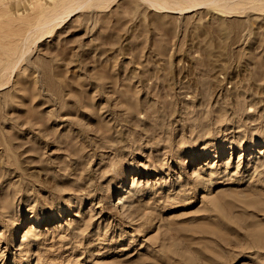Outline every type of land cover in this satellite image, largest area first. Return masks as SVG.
<instances>
[{
    "label": "rangeland",
    "instance_id": "rangeland-1",
    "mask_svg": "<svg viewBox=\"0 0 264 264\" xmlns=\"http://www.w3.org/2000/svg\"><path fill=\"white\" fill-rule=\"evenodd\" d=\"M84 1L0 0V200L13 198L0 201V264H264V240L214 226L235 240L209 245L190 229L207 224L205 203L220 192L239 205L225 201L218 214L240 224L248 209L264 228V200H242L264 193V0L190 11L176 0H93L38 38L43 20ZM59 83L75 86L69 111L37 104ZM80 95L86 116L75 108ZM43 106L60 113L51 128L76 146L26 127ZM188 241L211 256L195 260L179 245Z\"/></svg>",
    "mask_w": 264,
    "mask_h": 264
},
{
    "label": "bare ground",
    "instance_id": "bare-ground-1",
    "mask_svg": "<svg viewBox=\"0 0 264 264\" xmlns=\"http://www.w3.org/2000/svg\"><path fill=\"white\" fill-rule=\"evenodd\" d=\"M109 0H96V3H99V5L100 4H104V3H106V2H108ZM149 1H151V3L153 4V5H156V3H158L161 7H166V2H167V0H149ZM166 1V2H165ZM212 1H214V2H216L217 0H187V4L185 5V6H182L181 4V2H180V0H176V3H178L180 6H178L177 8H179V10H185V11H190V10H194V9H197V8H201V7H206L208 4H210V3H212ZM225 1H227V0H225ZM234 1H236V0H230V8H234V7H232L233 5H232V3L234 2ZM93 2V0L92 1H84V2H77V3H75V4H69L68 6H64L65 7V9H64V11H65V15L64 16H62V15H60L61 13H63L64 14V11H61V13L59 14V15H55V16H53V17H50V18H46L45 20H43V25H40L41 26V30H40V35L38 36V38L39 37H42L45 33H47V32H50V31H52L54 28H55V26L56 25H54L53 24V21H55V20H57L58 18H60L61 19V21H64V17L65 16H68V18L70 17L71 18V15H74L75 13H77V12H79L82 8H85V7H90V6H92L93 4H95V2L94 3H92ZM229 2V1H228ZM67 5V4H66ZM98 5V6H99ZM102 6V5H101ZM42 23H40V24H42ZM48 25V28L47 29H43V27L44 26H47ZM39 28V27H38ZM25 54V53H24ZM6 67H8V66H6ZM3 69V68H2ZM6 69V68H5ZM4 70V69H3ZM107 76L109 75V74H106ZM105 75V76H106ZM2 77H3V75H2ZM7 83V78L5 77V78H2L1 79V81H0V89L1 88H4L5 86V84ZM54 83H56V82H54ZM51 84V83H50ZM69 85V84H68ZM81 85V84H80ZM101 85V84H100ZM103 85V84H102ZM48 86V85H47ZM40 87V86H39ZM46 87V86H45ZM49 87V86H48ZM59 87V88H58ZM75 87V86H74ZM74 87L73 88H67V85L66 84H64V83H59V84H56V88H58V92L56 93V95L54 96V95H50L49 97H46V96H44L46 93H44V92H41L40 93V95H42L41 97H39V99H37V104L39 103H41L42 105H49V104H55V105H57L58 104V106L59 107H61L64 111H69L70 110V107L69 106H67L68 104V102H66L67 100H69L70 98L67 96L68 94H69V96L70 95H72V93H71V91L74 89ZM97 87V86H96ZM47 88V87H46ZM51 88V87H50ZM50 88L48 89V90H50ZM45 89V88H44ZM77 89V88H76ZM85 89V88H84ZM114 89V88H113ZM2 90V89H1ZM51 90H52V88H51ZM74 91V90H73ZM77 91V90H76ZM54 92V91H53ZM55 93V92H54ZM39 95V96H40ZM82 96H84V95H82ZM81 95L79 96V98H76L75 99V108H76V110L77 111H79L80 112V114H82L83 116H86V111H84V109H83V107L85 106V104L86 103H88V101H87V99H86V97L84 96V97H82ZM74 99V98H73ZM127 100H128V98H127ZM36 102V101H35ZM125 102V101H124ZM46 103H48V104H46ZM67 104V105H66ZM41 106V105H40ZM64 107L66 108V109H64ZM74 106H72V108H73ZM60 108V109H61ZM75 108H73V109H75ZM43 110H41L40 111V113H36V112H31V113H29V114H27L26 116H25V118L23 119L25 122H27V128L28 129H31V130H36V127L37 128H39L40 129V131L41 130H44L43 132H42V134H40L39 132V139H45L46 138V135H48V134H52V138H53V141H54V139H55V137H57L58 139H57V141L58 140H60V141H62V142H65V141H67V136H66V140L64 139V138H62V134H59L58 132L59 131H56V129H52L51 127V123H50V120L52 119V118H54V117H56V115H57V111H54V112H51V114L49 115L48 113L46 114V112L44 111V106H43V108H42ZM116 109V108H115ZM130 110H129V116H131V117H133V116H135L134 115V109L132 108V105H131V107L129 108ZM28 111V110H27ZM59 111H61V110H59ZM26 113V112H25ZM60 113H58V115H59ZM117 116V115H116ZM1 117V116H0ZM120 117V116H119ZM154 117V116H153ZM10 118V117H9ZM114 118H116V117H114ZM121 118V117H120ZM134 118V117H133ZM58 119V118H57ZM123 119H125V118H123ZM53 120V119H52ZM54 120H56L55 118H54ZM131 120V119H130ZM119 121V120H118ZM121 121V120H120ZM124 121V120H123ZM127 121V120H126ZM141 121H143V120H141ZM158 121V120H157ZM117 122V121H116ZM131 121H129V123H130ZM136 122H138V121H136ZM35 123H39V125H35ZM160 124H163V123H160ZM154 125H156V124H154ZM159 124H157L156 126H158ZM163 126V125H162ZM55 127V126H54ZM110 127V126H109ZM132 127V126H131ZM161 126H159L158 128H160ZM146 128V127H145ZM157 128V127H156ZM108 129V127H106V128H103V133H105V130H107ZM147 129V128H146ZM131 132V131H130ZM73 133V132H72ZM134 134V133H133ZM42 136H43V138H42ZM44 136H45V138H44ZM106 136H110V135H108V134H106ZM50 137V138H51ZM63 137H65V136H63ZM98 137V136H97ZM29 139V138H28ZM75 139V138H74ZM46 140V139H45ZM56 140V139H55ZM69 140V139H68ZM31 141V140H30ZM60 141H58L59 143H60ZM26 142V141H25ZM24 142V143H25ZM32 142H35V141H32ZM56 142V141H55ZM31 143V142H30ZM54 143V142H53ZM67 143V146H76L75 145V143H74V145L73 144H71L72 142H70V140L69 141H67L66 142ZM15 144V143H14ZM26 144H27V142H26ZM56 144V143H55ZM63 144V143H62ZM23 145V144H22ZM32 145V144H31ZM35 145H37L36 144V142H35ZM35 145H32V147H33V149L36 151V152H38L39 153V149H40V147H41V145L39 146V144H38V146H35ZM57 145V144H56ZM43 146V145H42ZM107 146V145H106ZM29 147V146H28ZM62 146H60L59 148H61ZM66 147V146H65ZM30 148V147H29ZM42 148V147H41ZM62 148H64V147H62ZM71 149V148H70ZM42 150V149H41ZM40 150V151H41ZM79 150V149H78ZM224 150V149H223ZM22 152V151H21ZM259 152H264V150H259ZM75 153V152H74ZM199 157V156H198ZM77 159H79V158H77ZM81 161V160H80ZM82 162V161H81ZM78 163V162H77ZM161 164V163H160ZM262 164V163H261ZM263 164H264V161H263ZM51 166V165H50ZM117 166V165H116ZM123 166V165H122ZM62 167H64L63 165H62ZM77 167H78V165H77ZM259 167V166H258ZM257 167V168H258ZM54 168V167H53ZM109 168V167H108ZM117 168V167H116ZM116 168H113L112 169V167H111V169L113 170V173L117 176V177H122L121 175H120V170H118V168L116 169ZM121 168V167H120ZM105 169V168H104ZM155 169V168H154ZM76 170H77V168H76ZM156 171H157V168L155 169ZM159 170V169H158ZM109 171H110V169H109ZM111 172V171H110ZM69 174H70V172H68ZM58 175V174H57ZM119 175V176H118ZM211 175H212V173H211ZM49 176H51V175H49ZM64 177V176H63ZM58 178V177H57ZM212 178V177H211ZM61 179H62V177H61ZM66 180H65V182L66 183H68V175H66V178H65ZM119 179V178H118ZM256 180V179H255ZM57 181L59 182L60 180L59 179H57ZM62 181V180H61ZM115 181V180H114ZM195 181L198 183V185H202V186H206V185H208V184H211V183H207V179L206 178H204V177H197V178H195ZM257 181V180H256ZM220 182V181H219ZM259 182V183H258ZM258 182H257V185H259L260 187H263L264 188V184H261V183H264V177H260V179H258ZM108 184V183H107ZM67 185H70V187L72 186L73 188H75V189H78V188H80L79 186L80 185H77V184H70V183H68ZM82 185V184H81ZM113 185H115L114 183H110L109 185H108V188H107V190H109ZM119 185V184H118ZM136 184H134V186H135ZM254 185H256V184H254ZM59 187V186H58ZM251 188H253L252 186H250ZM67 188V186H65V188H61V189H59V188H56V190L58 191V194L60 193V194H64L65 193V189ZM73 188H71V189H73ZM106 188V187H105ZM250 188V189H251ZM255 188V187H254ZM63 189H64V191H63ZM79 190V189H78ZM105 190V189H104ZM125 190V188L123 189V191ZM252 190H255V191H253V193H255V195H253V194H251V195H248V196H246V197H244L242 200L243 201H245V202H247V203H258L259 201H262V200H264V193L263 192H259L258 190H256V188L255 189H252ZM63 191V192H62ZM110 191V190H109ZM108 191V192H109ZM126 191H127V189H126ZM108 192L106 191L105 192V195L106 196H109V194H108ZM111 192V191H110ZM109 192V193H110ZM186 193H187V191H186ZM186 196V195H185ZM185 196H183V198H185ZM216 197V198H215ZM215 197H211V198H209V200H208V202L207 203H205V210H206V216L208 217V221H207V224L206 225H198V226H193V227H191L190 229H194L195 231H199L200 232V235H199V237L200 236H205V235H207L208 236V238H210L208 241H209V245H212L214 242H218V240H225V239H227V241H232V240H235V238H233V237H231L230 235H227V233H225V234H218V232L217 231H215L214 230V226H217V227H220V228H226V230H230V231H236L237 233H238V239L239 240H241V241H252V240H258L257 242H255V243H260V241H261V243H263V240H264V228L263 227H261V229L259 228V227H257V224H259V222H254L253 220H251L252 218L250 217V212L248 211V209H244V212L245 213H242V219H243V223H241V220L239 221H236V222H238V223H240V224H234V223H232L229 219V212L228 211H226L225 212V214L224 215H220V214H218L217 212H216V210H217V208L218 207H223L224 206V202L225 201H230L229 199H228V195H227V193H224V192H220V193H218V195L217 196H215ZM122 198H124V199H126V198H128V196H123V197H121L120 198V200L122 199ZM180 198V197H179ZM13 199V198H12ZM12 199H7L6 200V202H2V200H0L2 203H3V206H5V207H7V206H9V204H10V202L12 201ZM84 199V198H83ZM83 199H81V201L83 202ZM72 200V199H71ZM184 200V199H183ZM182 200V201H183ZM58 201V200H57ZM78 201H80V200H78ZM13 202V201H12ZM230 202H232L233 204H235V206L236 205H239V203L238 202H236L235 201V199H231V201ZM0 205H1V203H0ZM52 205V204H51ZM67 205H69V206H72V205H75V204H72V202L70 203V202H68L67 203ZM79 205V204H78ZM263 207H259V208H261V209H263L264 208V202L261 204ZM260 206V205H259ZM51 207V206H50ZM69 208V207H68ZM202 208V207H201ZM36 209V208H35ZM65 209H63L62 210V212L64 211ZM134 210V209H133ZM1 212H2V215H3V213H4V211H2V210H0ZM90 211V210H89ZM137 211V210H136ZM243 211V210H242ZM0 212V213H1ZM132 212V211H131ZM247 214V215H246ZM154 216V215H153ZM215 217V218H214ZM251 219H250V218ZM229 218V219H228ZM17 219V218H16ZM4 220H7V219H4ZM10 221V220H9ZM8 221V222H9ZM5 222V221H4ZM13 223V222H12ZM21 223V225L23 224V221L22 222H20ZM89 223V222H88ZM87 223V226H89V224ZM257 223V224H256ZM91 224V223H90ZM12 226V225H11ZM36 228L35 226H31L30 227V229H32V228ZM242 227H244V228H246L248 231H244L243 229H242ZM174 228V227H173ZM5 230H6V228H4ZM177 229H179L180 230V232L181 233H185V231H187V229L188 228H177ZM73 233V232H72ZM34 234V233H33ZM36 234V233H35ZM37 235V234H36ZM73 235H74V233H73ZM76 235H78V234H76ZM33 236V235H32ZM193 236H195L194 234H193ZM3 237H6V233H4L3 234ZM31 238H33V237H31ZM30 238V239H31ZM28 239V238H27ZM165 239V238H164ZM260 240V241H259ZM175 242V241H174ZM179 243V242H178ZM251 243H253V242H251ZM179 245H181V247H187L189 250H190V256L192 257V258H194L195 260H198L199 258H201V257H208V256H211V253H209V252H207V251H205V250H203V249H200L199 247H198V245L196 244V242H193V241H188V243L186 244L185 242H180L179 243ZM180 247V248H181ZM77 249H79V248H77ZM123 250H126V249H128V247H125V248H122ZM78 251H81V250H78ZM166 251V250H165ZM178 253V252H177ZM93 254V253H92ZM172 256H174V255H172V252H167V254H162L161 256H159V258H162V259H164V260H167V259H171L170 257H172ZM179 260H180V257H179ZM136 262V261H135ZM145 262H146V257H143V258H140L139 259V261H138V263L137 264H145ZM147 262H149V261H147Z\"/></svg>",
    "mask_w": 264,
    "mask_h": 264
}]
</instances>
